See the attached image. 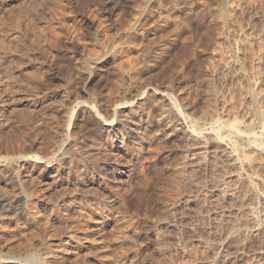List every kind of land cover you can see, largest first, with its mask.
Returning a JSON list of instances; mask_svg holds the SVG:
<instances>
[{"label":"rangeland","instance_id":"obj_1","mask_svg":"<svg viewBox=\"0 0 264 264\" xmlns=\"http://www.w3.org/2000/svg\"><path fill=\"white\" fill-rule=\"evenodd\" d=\"M112 9L113 16L99 19L103 12ZM82 14L88 17L86 22L80 21ZM215 16H222L223 24L219 27ZM146 31L149 32L147 41L141 38V33ZM42 33L46 34V39L40 37ZM75 36H79L78 41L75 40L78 48L71 42V37ZM162 42L166 43L164 47L160 46ZM0 43L21 57L20 62L15 59L13 66H9L10 71L25 68L28 59L37 62L30 73L32 80L21 79L18 86L22 88L15 91L14 97L17 100L25 95L31 97L42 89L45 96L37 114L23 109V114L15 115L16 118L11 116L16 126L2 131V148L11 140L9 137L25 138L29 127L41 123L47 125L52 134L42 136L46 140L42 138V150L28 149V154L46 156L51 153L53 158L56 153L53 165L60 159H68V155L59 153V146L65 141L68 148L78 145L77 150L85 149L83 152L93 159L94 155L84 147L83 137L88 132L83 122L84 112L73 102L91 99L103 116H109L119 87L126 99H132L130 95L138 96L132 114L116 121L129 147L136 142L137 135H146L149 128V132L157 133L159 118L167 110L183 122L187 120L186 134L173 132L167 139L157 136V143L153 144L159 145L154 147L156 157L144 159L146 161L134 158L130 192L121 196L120 206L112 208L106 224L109 237L113 228L114 234L117 232L110 239L114 236L113 241L120 242V247L107 253L108 257L123 255L125 264H245L247 259L264 252V233L250 238L256 219L264 227V133L263 121L257 115L264 110V0H0ZM146 45L151 46L148 47L151 51H147ZM46 47L51 49V55L42 50H48ZM9 69L6 68L5 73ZM148 84L158 88L161 94H174L184 112L164 97L157 104L147 106L141 93L145 92L142 87ZM188 91L196 92L194 99L187 98ZM140 104L143 105L139 107ZM142 111H145V120H139ZM193 121H199L200 126L194 127ZM226 121L248 133L241 145L256 148L252 153L256 161L252 168L245 164L244 171L237 170L235 164L222 158L221 150L215 148L216 141H220L226 149L238 151V161L246 160L248 147L243 148L244 152L238 148L235 140L223 130ZM215 122L223 136L221 140L212 132ZM243 123L252 125V129ZM189 134L206 139L209 147H190L184 139ZM254 138H262V142H255ZM49 141L51 144H47ZM187 155L189 158L185 159ZM240 176H243L242 181ZM244 177H249L248 182ZM72 187L68 193L77 190ZM17 191L11 181L1 184L0 237L4 252L25 256L42 254L50 243L58 249L59 241L69 234L64 221L59 220V223L55 219L51 209L36 198L39 194L27 200L24 208L16 210L25 202L19 191L15 193ZM51 191L47 200L56 201L63 194L59 190ZM80 191L91 198L88 190ZM38 221L44 222V229L36 225ZM140 222L145 224L140 225ZM135 227L139 228L137 233L133 232ZM138 250L145 251L136 255ZM86 254L88 252L83 250L81 256ZM240 256H245V260H238ZM74 260L68 264H88L82 258L77 259L78 263ZM260 260L264 264V258Z\"/></svg>","mask_w":264,"mask_h":264},{"label":"bare ground","instance_id":"obj_2","mask_svg":"<svg viewBox=\"0 0 264 264\" xmlns=\"http://www.w3.org/2000/svg\"><path fill=\"white\" fill-rule=\"evenodd\" d=\"M114 12L115 11L113 9L107 10V11H105V13L103 12V14H101V15L99 14L100 15L99 19H101V20L107 19V18L113 16ZM221 17L219 16V17H216V19H215V24L218 27L223 24V20ZM87 20H88V17L85 14H82L80 21L86 22ZM224 21H226V20H224ZM182 30H183V28H182ZM148 35H149V32H147V31L143 34L141 33V38L143 40L147 41ZM40 37L46 39L47 36L45 33H42V34H40ZM71 38H72L71 42L73 44H75L74 45L75 47H77L79 44L75 40H77L79 38V36H75V37H71ZM18 40H19V38H18ZM143 40H141V41L143 42ZM150 42H151V39H150ZM163 43H165V42H162V44ZM147 45H146V47H147V51H148L149 50L148 47H151V46H147ZM149 45H151V44H149ZM160 46L164 47V44L160 45ZM152 47H153V45H152ZM46 48H48V50H46V49H42V50L45 52L46 55L47 54L51 55V53H52L51 49L49 47H46ZM7 49H9V50H7ZM16 49H17V47H16ZM74 49H76V48H74ZM10 50H11L10 47H7V45L4 46V44L0 43V141H1V137H2V135H1L2 131L4 130L5 127L10 126V128H11L12 125L16 126L11 121V119H10L11 116L15 117V115L18 116L19 114H23L24 113V112H22L23 109L25 111L29 112V114L30 113L35 114L37 112V108L40 106V104H42V101L44 100L43 97H45V96H43V93H42V90H44V89H42L38 93L36 92L37 94L32 95L31 97H29L28 95L27 96L26 95L25 96L20 95L22 97L19 98L18 100H17V98L14 97V95L16 93L15 91L17 89L22 88V87L18 86V84L22 81L21 79H24V81H31L32 80V79H30V75H31L30 73H31V70L36 68L37 62L35 61L36 62L35 63L33 60L28 59V63L24 62L26 64V67L23 68L24 70L18 68L17 70H12L13 71L12 72V71H10L9 66L10 65L13 66V62L15 59H17V61L20 62L21 57L17 53H15V51L12 52ZM145 51H144V53L146 54L147 51L146 52ZM149 51H151V48ZM16 52H18V51L16 50ZM118 58H121V57H118ZM21 61H22V59H21ZM23 61H25V60H23ZM149 62H147V63H149ZM17 64H18V62H17ZM3 65L7 66V67H5V69L6 68L9 69L7 73H5L6 70L3 68ZM14 67H15V65H14ZM131 67H133L132 64H131ZM10 68H11V66H10ZM20 68H22V67L20 66ZM129 71H132V70H129ZM162 73H163V70H162ZM203 73H205V72H203ZM124 74H127V73H124ZM128 76H129V74H128ZM87 77H85V78H87ZM202 77H203V75H202ZM204 79H206V76ZM119 84L121 85V82ZM119 88H118L117 92L115 93L116 95H115L114 101L112 102V111H111L112 113L109 116H103L101 110L97 107V105L94 103V101L89 99V98H88L89 100L81 99V100H76L73 102L75 104V106L82 107L81 110H83V112H84L83 122H84L85 127L88 130L87 134L83 137L84 143H85L84 147H86V149H87L86 151H88V149H89V153L91 152L92 155H94L93 159L89 158L87 153L85 154L83 152V150H85V149L77 150L78 149L77 147H79L78 145H76L77 147L75 146L77 149L71 148V147L68 148L69 145L67 144L68 145L67 146L66 145L67 142H65V141L63 142V145L59 146V150H60L59 153H61L63 156L68 155V159H63V160L60 159V160H58V162L57 161L54 162L55 164H53V165H52V162L54 160H57L56 153H55L53 158H51V156H50L51 153H46L47 154L46 156H39L37 154H28L27 153L28 149H30V151L31 150L33 151L35 148L42 150V147H43L42 145H44L43 140L46 141L44 139V137H42V136L45 133H46L44 135L45 137H46V135L52 134L50 128L47 125L41 124L39 122H38L39 123L38 125L28 128L27 137L21 138V136H20L17 139H16V137H15V139H14V137L13 138L9 137V138H11V140H9L11 142L10 148H9V145H10L9 141H8V144L6 143L8 145V146L6 145L7 147L6 146H5V148L0 147V187H1L2 183L5 182V184H7L11 181L15 186H17L19 194L23 195L25 198V202L23 203V205L21 204V207H19L17 205L19 208H16V210L24 208L26 206L27 200L33 199L35 197V195L38 196V194H39V198L38 197H36V198L40 199L41 202H43L44 206H46L47 208L49 207L51 209L52 213L55 214V219H57L58 221L63 220L65 222V223L63 222V224H66L64 226H66L69 229V232H68L69 234L62 237L61 241H59L60 245L58 246V249H56L57 247L54 249L50 245L51 243L50 244L47 243L48 245H46L45 248H43L42 254L36 253L33 255L28 254L26 256L23 254L22 255H9L8 253H5L4 247H1L2 242H1V237H0V264H68V262L72 261L73 259H75L76 261L75 260L74 261L76 263H78L77 259L80 260L81 258H82L83 262H86L88 264H125L124 257H122L123 255L118 256L116 254V256L113 255V257L112 256L108 257V255H107V253L109 251H111L112 249H114L116 247H120V242H115L116 240L113 241L114 236H113V239H110L111 236L114 234V232H113L114 228H113V230H111L112 233H111L110 237H109L110 234H108V231L106 230V224L108 223V221L111 217L110 212H111L112 208H114L115 206H117L121 203V196L127 192H130V188L132 185L131 182H132V177H133L131 164H132L134 158L144 160V159H148V158L153 159L154 157H156L157 154L155 153V150L157 151V149H155L156 148L155 146H157V145L155 144V146H153V144L155 142L157 143V136L161 137L160 139H167V137H169L173 132L176 133L178 131V132L182 133L181 135L186 134L187 130L185 128V124H186L187 120H185L183 122L179 116H177L176 114L172 115L171 111L167 110L166 112H163V114L159 118L160 127L159 128L157 127L159 129L158 131L156 130L157 133L159 132L158 134L153 133V132H149L150 128L148 127L149 128L148 133L146 130V133H147L146 135H143V134H140L139 136L137 135L138 138L136 137L137 138L136 142H134L133 146L129 147L128 144L124 140L125 138L122 137V135L124 136V134L119 131L118 124H116V121L119 120V117H122V116L127 117L130 114H132V112L134 110V109L132 110V108H134L136 106V104H138V101H137L138 96L134 95L136 92L135 91V92H133L134 93L133 97H132V95H130L132 99H130V100H129V98L126 99L127 97L124 98V96H123L124 93L121 92L122 88L120 90H119ZM142 88L143 89L145 88V92L141 93V96H145V98H144L145 102L144 103H147L148 104L147 106L152 105V103H155V102L157 104V102H159L164 97V99L166 98L167 100H169L170 103H173L174 107L178 106L179 111H181V112L183 111L180 107L181 104L178 105V99L175 97L174 94L166 93V92L164 94H161L160 90L158 88L152 87L151 84H148L147 86L142 87ZM38 89L36 88L35 90H38ZM135 89H136V87H135ZM28 90L29 89H27V91ZM17 91H19V90H17ZM22 91H24V90L21 89V92ZM132 91H134V90H132ZM25 92L26 91H24L23 93H25ZM88 92H87V94L86 93L85 94L89 95ZM30 94H32L31 91H30ZM129 94H130V92H129ZM195 94H196V92H195ZM195 94L192 91H190V92L188 91L187 98L189 100H192V99H194ZM90 95H92V94H90ZM146 98H147V100H146ZM11 99H12V101H11ZM142 105L140 104L139 107H141ZM155 105H154V107H155ZM171 106L172 105H170V107ZM183 106H185V105H183ZM11 107L13 109L10 110ZM43 108H44V106H43ZM9 110H10V113H9L10 116L8 115ZM38 110H40V109L38 108ZM58 110H60V109H58ZM173 110H174V108H173ZM42 112H40V113H42ZM144 112H143V116H140L139 120H142V119L145 120L144 119ZM49 113H47V114H49ZM148 113L150 114V112H148ZM149 114H148V117H149ZM178 114H180V113H178ZM38 115H40V114H38ZM257 115L261 119V121H263L262 131L264 133V110L259 111ZM49 116H51V115H49ZM46 120L47 119H45V121ZM48 120H49V118H48ZM49 122H50V120H49ZM255 123H256V121L254 122V124ZM46 124H48V123H46ZM193 124H194V127L200 126L199 121L198 122L193 121ZM217 124L218 123L215 122L212 125V127H211L213 130L212 132H213L215 138H220V140H221V138H223V136L217 130V126H218ZM246 124H248V123H246ZM246 124H244V125H246ZM50 125H52V124H50ZM250 126H252V125H249V124L247 125L248 128L252 129V127H250ZM244 127H246V126H244ZM14 128H16V127H14ZM54 129H56V128H54ZM220 129H222V128H220ZM224 129L229 133L228 135H230L235 140V143L238 145V148L241 149V151L243 150V152H244L245 150L243 148H245L247 145L242 147L241 142L243 143V140H244V143H245V140H246L245 137L248 135V133L246 132L247 133V135H246V133H244L240 127H237L235 125H230L227 123V121L223 123V130ZM56 130H58V129H56ZM69 130L70 129H68V133H69ZM26 131H27V129H26ZM84 131H85V128H84ZM194 131H195V129H194ZM188 133H190V132H188ZM191 133H194V132H191ZM194 134H191V135L189 134L188 137L186 136L184 138L186 140V143L188 145H190V147L202 148L204 146L209 145L207 143L206 139H204V137H203L204 140H202V139L200 140V137L197 136L199 138V139H197V138H195L196 136L194 137ZM213 134L211 136H213ZM244 135H246V136H244ZM254 135H256V134H254ZM23 136H25V135H23ZM256 137H257V135H256ZM42 138H43V140H42ZM232 138H231V140H232ZM224 139H222V141H224ZM254 139H255V142H259V140L262 142L261 139H259V140L257 138H254ZM12 141L14 144L12 143ZM80 141L82 142V140H80ZM215 141H216V139H215ZM249 141L254 142V140H249ZM73 143H75V142H73ZM224 143H225V141H224ZM47 144H51V141L47 142ZM47 144H46V147H47ZM71 146H73V145H71ZM157 147H159V145ZM215 148H217L218 150H221V153L223 156L222 158H225L227 161L231 162L232 164H235L234 166L237 170L238 169L243 170L244 169L243 166L245 164H246L245 167L252 168L254 166V162H256V161H254V158H252V155H253L252 153L255 151L256 148L255 149L253 147L251 148L250 145H249L248 150L246 152L247 157H246V160H244L245 161L244 163H241V161L237 160L238 159V151L237 150H230L228 148L226 149L222 142L216 141ZM204 149H205V147H204ZM193 150H195V149H193ZM51 152H53V150ZM208 154L206 153V155H208ZM203 155L205 156V158H203L205 160L206 155L205 154H203ZM188 158H189V156L187 155L185 157V159H188ZM144 161H146V160H144ZM79 163L81 164L80 166H79ZM240 175H243V174H240ZM242 177L240 176L239 179L241 180ZM239 179H238V181H240ZM245 179H244V181L248 182L247 179L249 180V177L246 180ZM234 181H235V179H234ZM254 182H256V181H254ZM231 185H232V183H231ZM70 186L71 187L75 186L77 190L75 189L76 190L75 192L73 191L71 193H68ZM80 189L81 190H84V189L88 190V193L92 194L91 198H86L82 194V191H80ZM51 190H59V191H62L63 194L59 198H57L56 201L54 200L55 198L52 199L54 201H51V199H49L50 200L49 201V200H47V195L48 194L51 195V192H52ZM18 191L15 193H18ZM16 196H17V194H16ZM53 197H54V195H53ZM49 198H50V196H49ZM3 201H5V200H3ZM19 202H20V199H19ZM11 205L12 204L10 202L8 204V206L10 207ZM43 209H44V207H43ZM16 212L18 213V211H16ZM26 212H25V214L28 215V213H26ZM122 212H123V210H122ZM30 213H31V211H30ZM28 218L30 219V216ZM253 219H254V217H253ZM42 221H44V220H42ZM42 223L44 224V222L40 221L36 225H38L42 229H44L43 226L45 224L43 225ZM59 223H60V221H59ZM113 223H115V226L117 225L116 227L119 228V225L116 224V220H113ZM259 223H260V220H257V219L253 222V225L251 226L252 231L250 234V238L256 237V236L264 233V227H261ZM135 224H136V222H135ZM137 224H139V222ZM141 224H143V223L140 222V225ZM144 224H145V222H144ZM127 225H129V224H127ZM122 227H124V226H122ZM137 228L135 227L133 229L134 233H137ZM116 230H118V229H116ZM120 231H122V230H120ZM143 231H145V230L143 229ZM38 232H40V231L38 230ZM116 233L114 235H117ZM118 233L121 234L119 232V230H118ZM130 234H132V233H130ZM126 236L127 235L124 234L123 239H125ZM234 237H235V235H234ZM121 238H119V239H121ZM230 238H231V236H230ZM31 242H33V241H31ZM38 243L36 242V244H38ZM29 248H30V244H29ZM143 248H144V246H143ZM83 250H86L88 252V254L83 255V257H82L81 253ZM144 251L145 250H138L135 252V254L137 255L140 253H144ZM244 257L240 256V259H238V260L244 261L245 260ZM263 258H264V252L261 251L257 257L253 256L250 259L246 258L247 260L244 262H245V264H262L260 259H263ZM134 260H137V259H134ZM228 260L231 261L232 258L230 257V258H228ZM69 264H71V263H69Z\"/></svg>","mask_w":264,"mask_h":264}]
</instances>
